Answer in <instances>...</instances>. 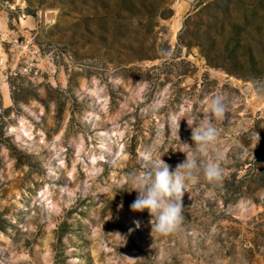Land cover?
<instances>
[{"label": "rangeland", "instance_id": "obj_1", "mask_svg": "<svg viewBox=\"0 0 264 264\" xmlns=\"http://www.w3.org/2000/svg\"><path fill=\"white\" fill-rule=\"evenodd\" d=\"M4 1L64 59L56 85L3 83L9 106L0 85V264H264V0ZM218 92L230 111L200 167L223 181L201 171L161 234L129 176L149 152L181 164Z\"/></svg>", "mask_w": 264, "mask_h": 264}, {"label": "clouds", "instance_id": "obj_2", "mask_svg": "<svg viewBox=\"0 0 264 264\" xmlns=\"http://www.w3.org/2000/svg\"><path fill=\"white\" fill-rule=\"evenodd\" d=\"M161 56L170 58L171 53L161 50ZM229 99L224 93H216L208 98L209 114L201 117L194 114L187 125L191 128V146L183 145L188 151L184 153V161L177 165L174 170H170V165L162 160V156H153L151 152L147 153L145 159L148 164L143 170L129 176V183L132 191L137 193L136 199L130 205V209L135 213L147 212L150 217H154L155 222L149 224L150 228L161 234H169L179 229L185 221L182 198L186 193L185 189L189 184L197 182L198 175L203 172L204 178L214 186L223 181L224 169L216 160H210L201 169L200 158L207 155L210 146L217 140L220 122L225 121L226 114L229 113ZM179 122L176 125L175 136L179 141ZM257 143L259 135L256 132ZM120 208L123 207L121 204ZM112 217H110L111 219ZM134 227L128 230L130 235L133 231L141 227L140 220L133 221ZM103 233V226L100 229ZM118 235L124 244L127 235ZM126 258V257H125ZM128 259V258H127Z\"/></svg>", "mask_w": 264, "mask_h": 264}, {"label": "built area", "instance_id": "obj_3", "mask_svg": "<svg viewBox=\"0 0 264 264\" xmlns=\"http://www.w3.org/2000/svg\"><path fill=\"white\" fill-rule=\"evenodd\" d=\"M23 6L17 1L0 0V85L8 83L12 88L19 84L56 85L59 62L64 56L53 47L40 49L32 43L30 24L22 22L33 18Z\"/></svg>", "mask_w": 264, "mask_h": 264}, {"label": "bare ground", "instance_id": "obj_4", "mask_svg": "<svg viewBox=\"0 0 264 264\" xmlns=\"http://www.w3.org/2000/svg\"><path fill=\"white\" fill-rule=\"evenodd\" d=\"M178 6V5H177ZM178 12L180 11L179 9L177 10ZM47 18L49 17H53L56 12H48L47 13ZM178 16V15H177ZM182 16V15H181ZM30 18H28L27 22H22L23 25L26 24V25H29L30 24ZM181 24H182V18L179 17L175 22H174V26H173V33L174 35L180 30L181 28ZM1 90H2V93H3V101H4V104L6 106H9L11 104V100H10V97H9V94H8V91H7V87H5V85H3V87H1Z\"/></svg>", "mask_w": 264, "mask_h": 264}]
</instances>
